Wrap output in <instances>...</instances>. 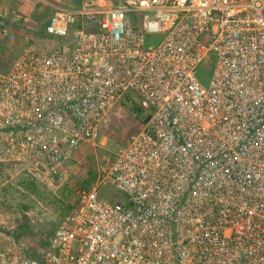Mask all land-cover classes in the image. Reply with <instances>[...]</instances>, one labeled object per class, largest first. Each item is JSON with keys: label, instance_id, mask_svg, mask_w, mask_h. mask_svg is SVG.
Returning a JSON list of instances; mask_svg holds the SVG:
<instances>
[{"label": "built area", "instance_id": "built-area-1", "mask_svg": "<svg viewBox=\"0 0 264 264\" xmlns=\"http://www.w3.org/2000/svg\"><path fill=\"white\" fill-rule=\"evenodd\" d=\"M52 8L58 47L27 37L0 73V166L50 187L117 103L143 123L40 239L14 236L0 200V264H264V0Z\"/></svg>", "mask_w": 264, "mask_h": 264}, {"label": "rangeland", "instance_id": "rangeland-1", "mask_svg": "<svg viewBox=\"0 0 264 264\" xmlns=\"http://www.w3.org/2000/svg\"><path fill=\"white\" fill-rule=\"evenodd\" d=\"M75 1L78 6V2L86 0ZM133 21L139 25L140 16L133 13ZM47 36L49 37L44 34V37ZM50 37L53 39L52 46L57 48V39ZM162 38L161 34L147 36L150 43H157ZM9 41L11 40L5 39L0 32V73L9 70L16 55L13 51L15 45H11ZM205 66L204 64L199 66L200 73L204 71ZM205 76V81H208L210 72L208 71ZM129 98L115 105L101 124L97 143L78 149L72 158L66 161L52 186L46 187L28 180L22 172L18 173L11 165L0 166V200L3 202L5 213L14 215L13 221L16 222V230L20 237L33 242L49 233L59 218L75 206L79 192L98 182L101 167L112 158L113 153L120 149L132 134L141 129L143 114L134 115L136 99L133 96ZM11 176L14 178L10 179ZM30 181L33 184H30ZM97 191L100 197L112 203L126 201L125 194L118 191L109 180H102L97 185Z\"/></svg>", "mask_w": 264, "mask_h": 264}, {"label": "crops", "instance_id": "crops-1", "mask_svg": "<svg viewBox=\"0 0 264 264\" xmlns=\"http://www.w3.org/2000/svg\"><path fill=\"white\" fill-rule=\"evenodd\" d=\"M86 1H92L93 3H96L98 5H103L109 4L111 0ZM83 2H78L79 5L77 6V2L75 0H0V27L1 24L6 25L16 35L15 39L9 41L11 45H15V49L13 50L15 51L14 54H16L14 60L17 58L22 48L25 46V39L27 37H31V40H33L34 43L41 47H53V39L50 36L44 37V25L48 22L49 17L52 14L53 4L77 8L81 6ZM8 10H16L17 12L22 14V16L24 17L22 26L9 25V17L5 15ZM57 223L55 224V226L57 225ZM16 229L17 225L15 226V229L11 231H13L14 236L19 238L20 233H18Z\"/></svg>", "mask_w": 264, "mask_h": 264}, {"label": "trees", "instance_id": "trees-1", "mask_svg": "<svg viewBox=\"0 0 264 264\" xmlns=\"http://www.w3.org/2000/svg\"><path fill=\"white\" fill-rule=\"evenodd\" d=\"M31 182V181H30ZM30 184H33V182H31ZM78 200V199H77ZM77 202V201H76ZM70 207H72V205L70 206Z\"/></svg>", "mask_w": 264, "mask_h": 264}]
</instances>
